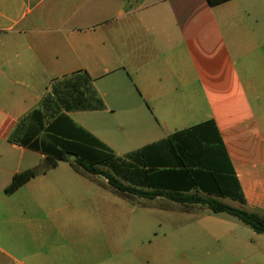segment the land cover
<instances>
[{"label": "crops", "instance_id": "1", "mask_svg": "<svg viewBox=\"0 0 264 264\" xmlns=\"http://www.w3.org/2000/svg\"><path fill=\"white\" fill-rule=\"evenodd\" d=\"M80 72L104 108L67 114L116 156L155 146L154 160L178 168L167 140L213 120L238 208L264 214V0H0V264H264V234L236 218L178 206L197 222L152 234L142 212L174 202L127 208L142 198L69 162L5 192L44 158L9 140L16 123Z\"/></svg>", "mask_w": 264, "mask_h": 264}, {"label": "trees", "instance_id": "2", "mask_svg": "<svg viewBox=\"0 0 264 264\" xmlns=\"http://www.w3.org/2000/svg\"><path fill=\"white\" fill-rule=\"evenodd\" d=\"M226 1L229 0H208L213 6ZM103 108L87 72L56 83L39 107L16 123L9 136L11 142L44 158L37 167L17 173L5 192L12 194L38 175L56 168L60 162H69L79 172L104 177L121 193L149 200L165 198L184 207H206L215 214L231 215L255 233L264 234V214L220 201L221 197H227L245 204L215 121L177 132L167 140L180 157L179 167L170 168L152 158L155 146L129 154V161L116 156L67 114ZM218 153L223 155L227 171L218 162ZM157 167L166 169L155 176L151 171ZM135 177L139 184L134 182ZM176 180L181 181L180 185H175Z\"/></svg>", "mask_w": 264, "mask_h": 264}, {"label": "rangeland", "instance_id": "3", "mask_svg": "<svg viewBox=\"0 0 264 264\" xmlns=\"http://www.w3.org/2000/svg\"><path fill=\"white\" fill-rule=\"evenodd\" d=\"M3 120H0V123ZM6 123V121H5ZM9 124V122L6 123L5 126H7ZM31 154H33V161L34 163H36L37 165L40 163V155L34 153V151H31ZM36 154V155H34ZM218 156V158L220 159V161H218L220 164L223 165L225 171H227L226 166H225V160L223 158V155L221 153ZM166 168H153V170L151 171L153 175L158 176L159 174L163 173V171H165ZM98 185H95L94 189L97 190ZM132 203L130 202V204H128V202H126V207L128 208L129 206H138V202L140 201L142 203V207H153L155 204V200H149V199H132L131 200ZM134 201V202H133ZM220 201L227 203L231 206L234 207H239L241 204L239 202H235L229 198H224L221 197ZM159 202L158 205H170L169 201H157ZM175 209L174 210H168V211H162V210H157V211H143L140 217V225L142 230H144L147 226H150L152 229V234L153 233H157L159 236H164L165 234L169 235H174L179 236L182 233L183 229H186L184 226L186 224H192L195 223L197 221L195 220H190V217H188L187 215L183 214L182 211L180 209H178L181 205H178L177 203H175ZM194 206H198V205H194ZM184 207V206H182ZM201 207V206H198ZM144 209V208H143ZM231 216V215H229ZM234 218V217H233ZM242 224V223H240ZM243 226V228H245V230L252 232L251 229L245 225H241Z\"/></svg>", "mask_w": 264, "mask_h": 264}]
</instances>
